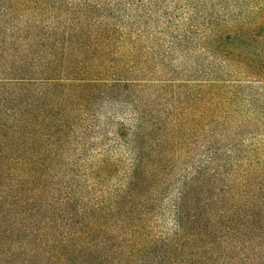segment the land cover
Segmentation results:
<instances>
[{
    "label": "trees",
    "instance_id": "1",
    "mask_svg": "<svg viewBox=\"0 0 264 264\" xmlns=\"http://www.w3.org/2000/svg\"><path fill=\"white\" fill-rule=\"evenodd\" d=\"M52 1L0 6L2 19L51 17L40 36L23 25L19 59L0 66V142L23 156L0 162V264H256L264 181L249 177L264 151L243 147L227 113L158 111L123 19L81 0L62 22ZM195 87L172 109L226 105L212 83ZM66 145H101V160L61 162ZM99 175L123 179L101 195L62 182ZM158 212L172 225L162 235Z\"/></svg>",
    "mask_w": 264,
    "mask_h": 264
},
{
    "label": "rangeland",
    "instance_id": "2",
    "mask_svg": "<svg viewBox=\"0 0 264 264\" xmlns=\"http://www.w3.org/2000/svg\"><path fill=\"white\" fill-rule=\"evenodd\" d=\"M57 1V4L52 1L51 5L56 4L59 10L55 16L62 22L67 19V14H71L72 5L83 3L81 0ZM98 2L101 15L105 10H111L130 30L135 78L153 86L150 101H154L158 111L227 113L233 118L232 134L243 147L264 151V0H85L83 7L87 6L90 11ZM0 3V6L8 5L9 0H0ZM49 15L39 17L37 24L32 22L34 17L31 20L28 15L0 18V55H4L0 58V66L19 59L23 45V39L19 37H25L21 27L29 23L31 28L27 34L40 36V25L50 23ZM9 56L13 58L5 60ZM207 83L219 88L216 99L220 104H226L224 108L202 109L196 105L189 109H172L186 91L192 90L190 92L196 97L198 88L195 86ZM3 92L0 90V98ZM0 146L1 152L4 150L0 155L1 163L22 160L23 156L15 152L13 145L0 142ZM62 149L63 154H59L58 159L61 162L76 164L78 161L80 164L85 158L101 160V145L99 150L73 145ZM113 152L120 155L124 150ZM62 178L69 187L80 183V195L85 190L93 195L114 192L123 179ZM249 179L250 182L264 181V171ZM163 215L158 212L152 222L155 235L168 233L172 227ZM251 245L256 246L254 254L259 256L255 263L264 264V248L260 247L264 246V240H255Z\"/></svg>",
    "mask_w": 264,
    "mask_h": 264
}]
</instances>
